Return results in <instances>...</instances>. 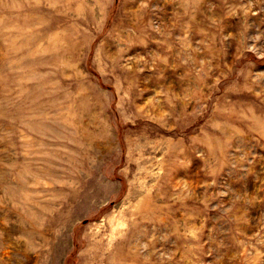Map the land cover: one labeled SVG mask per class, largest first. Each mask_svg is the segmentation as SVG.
I'll list each match as a JSON object with an SVG mask.
<instances>
[{
  "label": "rangeland",
  "instance_id": "obj_1",
  "mask_svg": "<svg viewBox=\"0 0 264 264\" xmlns=\"http://www.w3.org/2000/svg\"><path fill=\"white\" fill-rule=\"evenodd\" d=\"M0 264H264V0H0Z\"/></svg>",
  "mask_w": 264,
  "mask_h": 264
}]
</instances>
